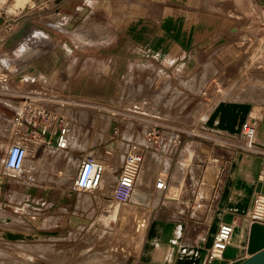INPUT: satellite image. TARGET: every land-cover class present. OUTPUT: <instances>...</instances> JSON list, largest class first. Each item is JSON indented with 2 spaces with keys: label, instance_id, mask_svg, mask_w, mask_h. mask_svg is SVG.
<instances>
[{
  "label": "rangeland",
  "instance_id": "rangeland-1",
  "mask_svg": "<svg viewBox=\"0 0 264 264\" xmlns=\"http://www.w3.org/2000/svg\"><path fill=\"white\" fill-rule=\"evenodd\" d=\"M18 1L0 0V16L4 12L7 14L18 12L19 6L23 7L29 0H23L21 4ZM130 1L132 3L127 0H107L101 6L92 8L82 22L70 28L67 37L64 38L66 49L64 55L67 54L68 60L64 58L66 60L63 66H57L62 57L56 44L45 36L38 35L23 45L21 51H18L17 59L13 61V64H18L17 68L19 73L21 72L19 74L21 86L17 88L22 92L34 94L28 95L30 98L23 104V108L28 105L35 111L47 108L55 113L66 114L72 119L70 134L80 140L79 143L84 147L79 150L83 153L92 152L105 169L106 164L113 169L118 168L127 146L126 140L135 139L145 143V133L154 125H161L168 133L172 132V129L180 130L182 136L179 152L184 142L190 140L185 145V150L181 152V157L166 159V162H171L167 174L169 180L167 192L176 194L177 191H172L171 186L178 183V197L182 203L177 210L197 219L193 213L195 208L204 202L209 203L213 187L223 172L222 158L217 160L216 156L220 157L225 153L227 158L229 154L226 149L224 151L216 144L219 140L218 134L209 131L204 125L208 111L216 100L231 98L224 97L229 93L235 95L233 99L246 101L257 99L264 102V84L260 81L259 74L260 70L264 71V0L246 2L221 0L219 10L204 7L206 4L212 6L208 0H203V5L201 0H191L187 4L151 0H139L138 3L137 0ZM142 11L149 15L151 31L163 37L166 43L174 38H186L188 41L194 37L193 34L198 29V37L201 40L192 47L195 49L194 55L203 61L201 63L203 71L206 70L204 59L210 58L211 63L212 54L221 55L223 49L228 48L224 47L225 44H228L230 49H237L240 58L238 65L234 67L235 72L229 77L220 74L217 87H208L204 73L190 77L179 75L175 79H169L159 76L153 69L144 67L132 68L115 75L93 66V51L78 50L77 44L80 42L93 43L96 39L106 36L108 41L111 37L115 38L116 27L129 28L131 24L123 21L130 19L133 23V19ZM73 12L71 9V13ZM116 12L123 19L116 20L115 17L118 16ZM110 27L113 32L109 36ZM211 28H215L216 33L226 31L229 35L228 42L225 43V38L221 35L214 42H206L205 32ZM105 53L103 55L105 62L110 67L107 69L119 65V62H111L108 51ZM73 59L79 62L75 69L72 67ZM28 68H33L32 74ZM11 69L15 70L14 65ZM38 70L49 72L48 75L53 70L54 79L50 84L46 83L50 78L48 76L45 79V73L41 75L44 81L41 82ZM28 79L33 83L28 84V81H25ZM2 83H8L9 89L15 87V84L8 80ZM259 93L261 98H255ZM96 99H102L101 103H96ZM138 113L143 114L139 116ZM0 129L4 130L2 123ZM4 131L6 132V129ZM18 134V139L14 143L18 141L30 144L31 152L27 157L37 161L35 171H29L25 177L18 179L28 186H37L39 190L50 188L49 191L54 192L55 197L61 193L64 200L72 198L73 203L74 199L78 202L67 210L60 208L57 212H54L53 207L47 208L45 205L41 210L33 212L35 215L28 212L26 215L20 212L12 214L0 212V264H79V252L82 256L81 264H134L132 256L138 254L141 248L131 247L128 240L130 242L129 238L136 235L134 230L137 216L134 215L131 220L122 219L118 237H114L113 229L117 218L113 214L112 204L113 201L115 204L121 202L111 199L112 202L108 203L98 189L92 192L73 189L79 169V161L76 159L81 154L78 148H74L73 156L69 157V154L58 150L54 142L36 149L39 147L37 139H31L23 133ZM227 137L231 139L230 136ZM3 144L0 139V175L7 172L3 167L7 148ZM225 144L235 147L233 140L226 139ZM156 153L154 150L146 153L145 173L155 171L158 167L162 158ZM175 162L181 166L179 173L174 170ZM69 163L73 170L65 181L60 175L63 177L62 172L65 171L63 169ZM178 174L181 175L178 177ZM9 180L14 182L16 179L9 176ZM113 180L115 176L106 181ZM113 185L114 183H111V187L109 186L110 198ZM137 191L142 199L136 207L153 210L157 205L154 196L144 193L141 186ZM15 194L23 196L20 193ZM83 196H87V199H83ZM129 202L130 200L123 203ZM207 209L208 207L206 211ZM47 216L50 219L49 225H52L50 229H46L43 223ZM68 216H71L70 224L69 218L68 223L65 221ZM94 220L95 224L91 225ZM84 221L89 223L85 224ZM200 230L197 229L195 233L200 234ZM80 238L82 240L99 238L101 243L83 245L78 243ZM30 254L32 258H29Z\"/></svg>",
  "mask_w": 264,
  "mask_h": 264
},
{
  "label": "crops",
  "instance_id": "crops-1",
  "mask_svg": "<svg viewBox=\"0 0 264 264\" xmlns=\"http://www.w3.org/2000/svg\"><path fill=\"white\" fill-rule=\"evenodd\" d=\"M105 1L107 0H29L25 2L23 7L19 6L18 12L12 14L4 12L1 14L0 74L6 75L8 81L15 84V87L12 89H2L0 91V123L4 125V130L6 129V132L0 129V139H2L3 145L6 146L7 150L13 144L19 143H14L18 139V133H23L31 139H37L39 147L36 149H40L42 145H49L51 142H54L56 146L58 134L55 124H44L41 120L31 119L26 116L27 107L29 106L26 105L23 108V104L27 103L30 98L29 94H34L22 92L21 89L17 88L21 86L19 79L21 72L19 73V69L17 68L18 64H13V61L17 59L18 51H21L22 46L33 38L43 35L56 44L62 57L57 66H63L67 59V54L64 55V51L66 50L64 38L67 37L69 29L77 26L84 20V17L92 8L101 6ZM127 1L131 2L130 0ZM151 1H169L182 4H187L188 1L191 2V0ZM237 1L246 2L249 0ZM208 2H211L212 6L206 4L204 7H211L216 10L221 8V0H208ZM201 3L203 5V0H201ZM71 9L72 12L74 11L73 13H71ZM144 13L146 12L142 11L141 14H137V17L133 19V23H131L130 19L128 21L125 20V22L123 21V23L127 22L131 24L129 28L116 27L115 38L111 37L108 41V37L106 36L96 39V41L94 40L95 42L93 43L80 42L77 44L78 50L82 52L93 51V66L103 68L115 75L132 68L144 67L153 69L159 76L168 77L169 79H175L179 75L190 77L195 74L201 75L204 73L206 74L205 78L208 87H217V79L220 74H223L224 77H229L235 72L234 67L238 65L240 58L237 49H230L228 44H225L224 47L227 46L228 48H224L221 55L212 54L211 58L213 61L211 63L210 58L206 57L204 59V62H206V70L204 69V72L201 64L203 61L194 55L195 49L192 47L201 40L198 37V29L193 34L194 37L188 41L186 38H174V40L166 43L163 37H159L160 35L158 36L151 31L149 15ZM117 15L115 17L116 20L123 19V17L120 18L119 14ZM112 18H114L113 15ZM109 29L110 36L113 29L111 27ZM210 30L207 29L205 32L206 38L204 40L206 42H214L220 35L225 38V43L228 42L229 35L226 31L225 33H216L215 28H211ZM166 44L168 45L166 46ZM107 51L109 52L108 58L111 62H119V65H116L117 67L107 69L110 67L107 66L103 56ZM73 60L72 67L75 69L79 65V62L77 59ZM214 61L217 63L215 64ZM12 65H14L15 70L11 69ZM82 66L80 67L82 68ZM28 70L32 74L33 68H28ZM50 72L51 74L48 75L49 72L37 71L41 82H44L41 75L45 73L44 78L46 79L48 76L50 78L46 83L50 84V81L54 79L53 70ZM259 74L260 81H263L264 84V71L260 70ZM25 81H28V84L33 83L31 79ZM223 87L225 88V86ZM186 91L189 90L186 89ZM227 96H231V98L215 101L211 110L207 113L208 117L204 124L209 131L218 134L219 140L216 144L222 147L224 151L226 149L229 153L227 154V158H225V153L223 156H216L217 160L218 158H222L224 164L223 172L213 187L211 198H207L209 203L204 202L200 204L202 206L201 211L196 209L200 206L195 208L193 213L194 216L198 217L195 219L177 210L182 203L178 197V183L171 186L172 191H177L176 194H168V188L162 193L156 192L154 189L155 177L160 174L165 176L169 186L167 174H169L171 162L167 161L169 162V166L166 167V159L173 160V157L175 159H178V156L181 157V152L185 150V145L190 139L184 142V146L180 152L179 150L167 153L156 151V154H159L162 159L159 160V165L155 171L143 175L144 184L142 185V190L148 196H154L157 200V205L149 213L142 247L138 254L133 253L132 259L134 264H238L247 256L264 248V222L253 221L248 217L253 199L258 192L259 175L264 171V102L257 99L249 101L233 99L235 95L231 93L224 97ZM258 97L261 98L260 93L255 95V98ZM21 113L24 116L21 117L20 122L16 121V116ZM246 119H251L256 126L255 142L259 147L258 150L247 151L242 149L237 139L236 134L239 127ZM7 124L10 125L7 126ZM172 131L182 134L180 130L172 129ZM226 139L229 141L233 140L235 147L226 145ZM194 142L196 146V141ZM127 143L128 140H126V145ZM57 149L69 154V157L73 156L72 151L74 148L71 145L67 149H60L58 147ZM79 152L81 154L76 159L79 162L81 158L89 154L97 158L92 152L83 153L80 150ZM147 152H153V150H148ZM4 160L5 157L3 159V167ZM121 165L122 161L120 166L114 170L115 179ZM174 165L175 172L179 173L180 170H176V165L178 164L175 162ZM24 168L20 174L21 176H12L16 179L14 182L9 180V176L11 175H8L7 172L0 175V212H11V214L13 212H20V214L26 215L27 212L33 213L41 210L45 205L47 208L53 207L54 212H57L60 208L67 210L72 204L78 202L77 199H74L73 203L72 198H68V201L64 200L61 193L55 197L54 192L49 191L50 188L39 190L35 185L28 186L24 184L23 181L18 179V177L23 178L27 174L24 172ZM180 175L178 174V177ZM99 192L103 193L102 197H105L104 199L110 198L108 194L109 190L103 188ZM14 193H20L23 196L19 197L16 194L14 195ZM111 199H113L112 196ZM33 214L35 215V213ZM70 217L68 216L67 220H65L68 223L69 218V224L72 222ZM223 219L233 220L236 223V227L230 243L221 256L209 262L207 261L208 250L212 244L219 222ZM84 222L85 224L89 223L88 221ZM95 222V220L92 221L91 225H94ZM43 223L46 229H50L52 226L49 225L50 219L48 216ZM197 229H201L200 234L195 233ZM78 243H83V245L93 243L95 245L101 243V241L99 238L95 240H87L86 238L82 240L80 238ZM78 258V263L81 264L80 259H82V256L80 252Z\"/></svg>",
  "mask_w": 264,
  "mask_h": 264
},
{
  "label": "built area",
  "instance_id": "built-area-1",
  "mask_svg": "<svg viewBox=\"0 0 264 264\" xmlns=\"http://www.w3.org/2000/svg\"><path fill=\"white\" fill-rule=\"evenodd\" d=\"M3 75V74H2ZM0 74V82L8 80L6 75ZM2 91V88H0ZM24 114L16 116L19 121ZM26 116L37 119L44 124H55L58 130L56 146L60 149H67L70 145L69 134L71 132V119L62 112H53L47 108L35 111L27 107ZM20 122V121H19ZM172 133V134H171ZM242 149L247 151L258 150L256 139V126L251 119L244 120L236 134ZM181 144L180 132L172 131L168 133L161 125H154L145 133V143L128 140L127 149L124 153L122 165L114 181L112 198L118 202H125L131 199L132 194L144 184L141 171L145 161L146 152L154 150L157 152H173L178 150ZM27 149L19 144H13L6 152L4 167L8 175L19 176L24 168V161L27 156ZM78 174L74 180L75 190H96L105 172L104 165L92 155L81 158ZM259 181L264 184V171L259 175ZM139 186V187H138ZM168 188V183L164 175L155 177L154 189L162 193ZM253 221L264 222V192H257L249 216ZM236 223L230 219H223L219 222L218 228L213 236L212 244L208 250L207 261L220 257L231 241Z\"/></svg>",
  "mask_w": 264,
  "mask_h": 264
},
{
  "label": "bare ground",
  "instance_id": "bare-ground-1",
  "mask_svg": "<svg viewBox=\"0 0 264 264\" xmlns=\"http://www.w3.org/2000/svg\"><path fill=\"white\" fill-rule=\"evenodd\" d=\"M22 1L23 0H19L18 3L21 4ZM8 86H9L8 83H2V82L0 83V88H2V89H6L7 90V89H9ZM101 101H102V99H96V103L97 102L101 103ZM130 111H132V110H130ZM138 114H139V116H141L143 113H138ZM73 134H74V132H73ZM79 141H78L77 138L72 137V134H70V136H69V143H70V145L73 148H78V149L81 150V149H83V145L81 143H79ZM19 144L23 145L27 149L28 153L31 152V145L30 144L27 145V143L24 144L22 142H19ZM36 165H37L36 164V161L30 160L28 157H26V159L24 161V167H25L24 168L25 169L24 172L27 173L29 171H35ZM145 165L143 164L144 167L142 168V171H141L142 177L145 174V172L147 171V168H146ZM165 165H166V167H168L169 166V162H165ZM180 169H181V166H179V164L176 165V170L179 171ZM63 170H65V171L62 172L64 178L62 177V174L61 175L59 174V175L61 176L60 178L62 180L64 179L66 181L69 178L70 172L73 170L71 164L69 163L68 165H66V168L63 169ZM114 170L115 169H113L112 166H109L108 164H106V169H105V172H104V175H103V180H102L100 186L97 188L99 191L102 190L103 188L106 189V190H110L109 186L111 187V183H113L114 180L112 182L106 181V180H110V178H112L113 176H115ZM86 191L87 192H92L90 190H86ZM137 192L138 191L136 190L132 194L131 199H130V202L127 203V204H125V203H121V204H117L116 203L115 204L114 201H113V204H112L113 205V208H112L113 209V214H115L116 215V218H117V222H116V225H115V227H114L113 230H114V235H115L114 237L117 238L118 237V234H119L118 231H120L119 224H121V220L122 219L131 220L134 217V215H136L137 216L136 217L137 221H136V224H135L136 227H135V230H134V234H136V235H135V237L129 238L130 239V242L128 240V243H129V245L131 247H133V248H139L140 249L141 248V245H142V241H143V237H144V233H145V229H146V225H147V221H148V216H149V213L151 211V208H149V209H145V208L144 209H139L138 207H136V204L139 202L140 199H142L141 198V194L140 193H137ZM86 195H90V194H86ZM83 199H87V196H83ZM104 200H106L108 203L112 202L111 198H109V197H107V199H104ZM155 202H156V200H155ZM198 206H200V208H197V210L201 211V207L202 206L201 205H198ZM132 234H133V232H132ZM29 258H32V256L29 255Z\"/></svg>",
  "mask_w": 264,
  "mask_h": 264
},
{
  "label": "water",
  "instance_id": "water-1",
  "mask_svg": "<svg viewBox=\"0 0 264 264\" xmlns=\"http://www.w3.org/2000/svg\"><path fill=\"white\" fill-rule=\"evenodd\" d=\"M257 191L264 192V184L258 182ZM238 264H264V248L256 251L255 253L247 256Z\"/></svg>",
  "mask_w": 264,
  "mask_h": 264
}]
</instances>
